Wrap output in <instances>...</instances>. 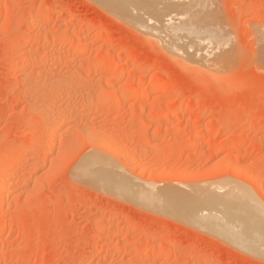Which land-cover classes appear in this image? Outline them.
Segmentation results:
<instances>
[{
	"label": "rangeland",
	"instance_id": "1",
	"mask_svg": "<svg viewBox=\"0 0 264 264\" xmlns=\"http://www.w3.org/2000/svg\"><path fill=\"white\" fill-rule=\"evenodd\" d=\"M101 1L0 0V264H264V239L201 224L216 207L184 219L81 175L104 161L145 194L231 192L264 214V0ZM150 15L191 31L151 22L163 40Z\"/></svg>",
	"mask_w": 264,
	"mask_h": 264
},
{
	"label": "bare ground",
	"instance_id": "2",
	"mask_svg": "<svg viewBox=\"0 0 264 264\" xmlns=\"http://www.w3.org/2000/svg\"><path fill=\"white\" fill-rule=\"evenodd\" d=\"M98 1H100V0H98ZM103 1V2H102ZM101 2L102 3H109V4H111V5H106V6H108V8H110L111 6H113V5H115V6H117V9L119 8L120 10H119V12H117L118 14L120 13V11H121V9L122 8H125V7H123V0L121 1V0H102ZM105 1V2H104ZM135 1V0H134ZM139 1H141V0H139ZM148 1L149 2H153V0L151 1V0H147L146 2H147V4L146 5H149V3H148ZM155 1V0H154ZM159 1V3H160V1L161 0H158ZM157 0L155 1V2H153L154 3V5H158L159 3H156V2H158ZM142 2V1H141ZM143 2H145V0H143ZM142 2V3H143ZM129 3V2H128ZM153 3H151V4H153ZM156 3V4H155ZM126 4L127 3H125V5L124 6H126ZM161 4V3H160ZM159 4V5H160ZM168 4V3H167ZM128 5V4H127ZM145 5V4H144ZM153 5V6H154ZM156 5V6H157ZM162 6L161 7H163L164 6V4H161ZM114 6V7H115ZM120 6L122 7V8H120ZM129 6V5H128ZM142 6V5H141ZM140 6V7H141ZM152 5H150V7H151V9L150 10H152V12H151V14H154V13H158L157 11L159 10V12H160V9H162L161 7H159V6H157V7H155L154 6V8H152L153 7ZM170 6H171V4H170ZM145 7V6H144ZM147 7H149V6H147ZM158 7H159V9H158ZM134 8V7H133ZM143 8V7H142ZM112 11L114 10V8H110ZM115 9H116V7H115ZM116 9V10H117ZM134 9H136V8H134ZM155 9H158V10H156V12H154L153 13V11H155ZM123 11L124 10H126V9H122ZM136 11V10H135ZM137 11H141V10H137ZM145 11V10H144ZM146 12V11H145ZM113 13H116V11H114ZM134 13V12H133ZM141 13H143V12H141ZM140 13V14H141ZM147 13V12H146ZM189 13V12H188ZM122 14V13H121ZM121 14H119V15H121ZM137 14V13H136ZM148 14V13H147ZM146 14V15H147ZM162 14H163V12H162ZM162 14H160L161 15V17H162ZM166 14H168L167 16H171V17H173V15H172V13H171V11H170V14H169V12L168 13H166ZM166 14H164L163 16H165ZM178 15L179 13L177 12V13H175V15ZM182 14V13H181ZM181 14L179 15V16H181ZM118 15V16H119ZM143 15H144V13H143ZM176 15V16H177ZM126 16H127V14H126ZM129 16H131V15H129ZM140 16H142V14L140 15ZM152 15H150L149 17L147 16V17H142L144 20H146V18H147V22L146 23H148V21H150L149 23H150V25H148V24H145V25H147V26H151L152 24H153V21L155 22V20L157 19V18H160L159 17V15H157V16H153L152 18L153 19H151L150 17H151ZM120 17H125V16H120ZM157 17V18H156ZM166 17V16H165ZM175 17V16H174ZM126 18V17H125ZM131 18V17H130ZM135 18H137V17H135ZM139 18H141V17H139ZM150 18V19H149ZM163 18V17H162ZM176 18V17H175ZM188 18H190V17H188ZM134 18H132V20H133ZM170 18H165V20L162 22V19H161V21H157V22H162V24L163 23H165L166 25L164 26V27H166L168 24V28H170L169 30H170V33H173L174 34V32H175V29L172 27V26H170V24L172 23V21L171 20H173V21H175L174 20V18H172V19H170ZM176 19H179V18H176ZM181 19V18H180ZM131 20V19H130ZM137 20V19H136ZM169 22H167V21ZM186 20V19H185ZM127 21V20H126ZM135 21V20H134ZM133 21V22H134ZM139 22H145V21H142V19L141 20H138ZM178 21V20H177ZM180 21V20H179ZM179 21H178V24L180 25H177L178 26V29H179V27H183V26H185L184 25V23L182 22H180L179 23ZM181 21H184V20H182L181 19ZM130 21H128V23H129ZM139 22H136V23H138L139 24ZM151 22H152V24H151ZM167 22V23H166ZM131 24H132V22H130ZM135 23V24H136ZM162 24L160 23V24H158L160 27L159 28H163L162 27ZM172 24H174V22L172 23ZM171 24V25H172ZM175 24H177V23H175ZM173 25L175 28L177 27L176 25ZM182 24V25H181ZM144 25V26H145ZM153 25H157L156 23L155 24H153ZM151 26V29L150 30H155V31H150V33L151 32H154V33H156V29H157V31H158V29L159 28H157V27H155V26ZM170 26V27H169ZM171 27H172V29H174V31H172V29H171ZM139 28H140V26H139ZM141 28H142V25H141ZM144 28V27H143ZM142 28V29H143ZM187 27L185 26V28L184 29H186ZM141 29V30H142ZM145 30H147L148 28L146 27V28H144ZM184 29H182L181 31L180 30H178L179 32H183V34H184ZM188 30H186V31H191V29H189V27L187 28ZM160 30V29H159ZM162 30H164V29H162ZM158 31L159 33V35H160V32H163V31ZM144 31V30H143ZM193 31V30H192ZM145 32V31H144ZM148 32H149V29H148ZM148 32H145L146 34H148ZM194 32V31H193ZM150 33H149V35H150ZM165 33H167L166 31H164V34ZM180 33V34H181ZM188 33H191V32H187V36H189L188 35ZM153 34V33H152ZM163 34V35H164ZM168 34V33H167ZM156 35V34H155ZM166 35V34H165ZM153 36H154V34H153ZM153 36H151V37H153ZM160 36H162V35H160ZM167 36V35H166ZM174 36V37H173ZM173 36H168V37H170L171 38V41H172V38H176V36L175 35H173ZM168 37H165V38H168ZM157 38H158V36H157ZM165 38H163V36H162V39L164 40ZM170 38H168L169 39V41H170ZM179 38V37H178ZM180 38H182V37H180ZM179 38V39H180ZM160 39V38H159ZM173 39V40H174ZM157 40V39H156ZM177 41H179L178 39H176ZM190 40V39H189ZM188 40V41H189ZM162 41V40H161ZM166 41L168 42V40L166 39ZM166 41H162V43H166ZM187 41V42H188ZM192 41V43L194 44L195 42H193L194 40H191ZM195 41H196V38H195ZM169 44L168 45H170V48H172V50L173 49H177V48H181L180 50H182V48H185L186 46H184V47H182V46H180V45H178L177 46V48H174L175 46H176V44H178V42L175 44V42L174 43H170V42H168ZM179 43H183V42H179ZM171 44L173 45L172 47H171ZM174 44H175V46H174ZM196 44H198V43H196ZM166 45H167V43H166ZM185 45H186V43H185ZM194 46V45H193ZM192 47V46H191ZM169 48V47H168ZM167 48V49H168ZM187 49V48H186ZM186 49H184L186 52L188 51V50H186ZM200 51V50H199ZM178 52H180V51H178ZM177 52V53H178ZM189 52V51H188ZM188 52L187 53H185L186 55H188ZM173 54V53H172ZM182 54V53H181ZM185 54L184 55H182V56H185ZM176 55V54H175ZM191 55V54H190ZM189 56V55H188ZM194 56V55H193ZM189 58H191V56H189ZM196 58H197V56H196ZM191 59H193V58H191ZM187 60V59H186ZM200 60V59H199ZM192 61V60H191ZM194 61V60H193ZM201 61V60H200ZM184 62V61H183ZM194 62H197V61H194ZM196 64V63H195ZM198 64V63H197ZM203 64V63H202ZM150 84H151V82H150ZM153 88V87H152ZM126 89L127 90H129V91H131L132 93H137V92H141V90H143L142 89V86H141V84H139V83H132V84H127L126 85ZM227 148V147H226ZM219 149H225L224 148V146L222 145V146H220L219 147ZM218 150V149H217ZM92 161V160H91ZM93 162H95V160L93 161ZM88 163V162H87ZM86 163V166L84 167V170L82 169V171H84V173H82V171H81V175H88V176H86L87 178H90L91 180H92V183L93 182H95L96 184H102V185H104V186H102V188L105 190V188L106 187H108V189L110 188V189H113V191H114V193L115 194H119V192H122V194L124 195V194H130V195H132L133 197H137L138 198V201H142L143 200V202H147L146 204H147V206H152V205H149L150 203H153V202H157V203H161V204H164L163 206H161V204H160V208H165L164 209V211H168L169 210V212L171 211L172 213L174 212V213H177V216L178 215H180V216H184V219L185 218H187V217H191V218H193L192 220L194 221V219L195 220H197V221H199V220H202L201 218L203 217L204 218V216H205V218L202 220V221H200L201 222V224L203 223V225H204V227H206V226H208L209 228H210V226H214L215 228V231L217 232V233H219V234H221V235H223L224 236V238L226 237V238H228L229 240H231V241H233V242H236V243H243V245H245L244 247L245 248H249V249H255L256 250V248L254 247V246H257V244H256V241L257 240H262V239H264V214H263V212L261 211V210H254V209H252L251 207H249V205L247 204L248 202H247V200H246V196H244V195H242V196H236V195H234V194H236V193H231V192H227V193H225L224 195V197L222 198H220V197H218V196H220V194L223 192H219L220 194H215V195H217V196H214V192L213 191H210V190H208V191H205V190H203V191H201V192H199L198 194H196V195H194V194H192V195H194V196H192V195H186L184 192H183V190H182V192L181 191H175V192H171L172 190H168L167 192H163V193H154L155 192V190H153V193L151 192H147V193H149V194H145L144 193V188L142 187V191L143 192H140L141 191V189H139L138 191H136V190H134V189H136V188H133L132 187V183H130L131 182V180H130V182L126 179V178H124V177H121V176H119V174L117 175V174H115V173H113L112 171H108V170H106V168L108 167L109 169H110V167H111V165H110V167L109 166H107L106 168H105V165H107L108 163H106V162H102V163H99V164H97L98 163V161H97V163L95 162V164H87ZM85 165V164H84ZM98 165V166H97ZM109 165V164H108ZM81 167V166H80ZM112 168V167H111ZM110 170H113V169H110ZM114 171V170H113ZM79 173V172H78ZM86 173V174H85ZM117 173V172H116ZM120 175H121V173H120ZM124 176V175H123ZM86 178V179H87ZM121 178H124V179H121ZM90 179H88L89 181H90ZM133 182V181H132ZM136 184V183H135ZM134 184V185H135ZM138 184V183H137ZM133 185V186H134ZM95 186V185H94ZM106 186V187H105ZM136 186V185H135ZM134 186V187H135ZM210 186V185H209ZM97 187H99V186H97ZM141 186L139 185V188H140ZM160 187V186H159ZM203 187H205V186H203ZM146 188H148V187H145V191H148V190H146ZM152 189L153 187H150L149 186V189ZM217 188V187H216ZM108 189H106V190H108ZM109 189V190H110ZM154 189V188H153ZM156 189V188H155ZM159 189V188H158ZM191 189V188H190ZM218 189V188H217ZM230 189V188H229ZM229 189H227L228 191H229ZM108 190V191H109ZM117 190V191H116ZM163 190V189H162ZM192 190V189H191ZM223 190V189H222ZM232 190H233V188H232ZM113 191H111V192H113ZM152 191V190H151ZM158 191V190H157ZM161 191V190H160ZM164 191V190H163ZM117 192V193H116ZM213 194H212V193ZM238 193V192H237ZM119 195H121V193L119 194ZM122 195V196H123ZM130 195H124L123 197H127V196H130ZM239 195V194H238ZM127 197L128 199H130V198H133V197ZM140 199V200H139ZM137 200V199H136ZM136 202V201H135ZM142 202V203H143ZM149 203V204H148ZM203 206H205L206 207V209H204L205 207H203ZM218 206H220V207H218ZM203 207V209L201 210V208ZM209 207V208H208ZM213 207L215 208L216 207V210L215 209H213ZM163 208L161 209L162 211H163ZM167 208V209H166ZM211 208L216 212V211H218L219 209L220 210H222V213L223 214H221V215H223L224 217V219L225 220H222V221H220L219 222V220H217V219H220V218H217L216 219V217H215V215L214 214H212L211 213V215H213L214 217L213 218H210L208 215H203L202 217L199 215V217L200 218H198V217H196V216H198L197 214V212H198V209H199V213H201L202 211H205V210H207L208 211V213L209 212H211L212 210H211ZM252 209V210H251ZM264 209V208H263ZM211 210V211H210ZM240 210H242L241 212H240ZM264 211V210H263ZM240 212V213H239ZM165 213V212H164ZM171 213V214H172ZM218 213H220L219 211H218ZM206 214V213H205ZM210 214V213H209ZM217 214V213H216ZM186 216V217H185ZM208 216V217H207ZM183 218V217H182ZM212 219V220H205V219ZM190 218H188L187 220H189ZM216 219V220H215ZM221 219H222V217H221ZM215 220V221H214ZM196 221V222H197ZM225 221V222H224ZM236 221H237V223L239 224V225H241V227H242V231L240 232V231H237V230H235L234 229V225L235 224H237L236 223ZM196 222H194V223H196ZM219 222V223H218ZM223 222V223H222ZM197 223H199V222H197ZM196 223V224H197ZM205 223V224H204ZM203 225H201V226H203ZM206 225V226H205ZM237 226V225H236ZM240 227V226H239ZM238 228V227H237ZM211 229V228H210ZM212 230V229H211ZM214 231V230H213ZM263 241V240H262ZM258 242V241H257ZM255 244V245H254ZM259 247V246H258ZM254 250V251H255Z\"/></svg>",
	"mask_w": 264,
	"mask_h": 264
}]
</instances>
